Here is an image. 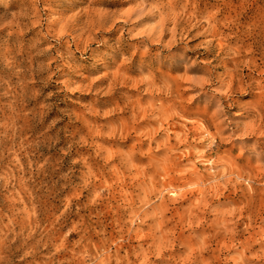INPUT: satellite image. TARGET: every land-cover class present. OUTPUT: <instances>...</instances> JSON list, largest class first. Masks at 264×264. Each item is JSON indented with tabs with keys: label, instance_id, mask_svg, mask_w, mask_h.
Returning a JSON list of instances; mask_svg holds the SVG:
<instances>
[{
	"label": "rangeland",
	"instance_id": "obj_1",
	"mask_svg": "<svg viewBox=\"0 0 264 264\" xmlns=\"http://www.w3.org/2000/svg\"><path fill=\"white\" fill-rule=\"evenodd\" d=\"M0 264H264V0H0Z\"/></svg>",
	"mask_w": 264,
	"mask_h": 264
},
{
	"label": "bare ground",
	"instance_id": "obj_2",
	"mask_svg": "<svg viewBox=\"0 0 264 264\" xmlns=\"http://www.w3.org/2000/svg\"><path fill=\"white\" fill-rule=\"evenodd\" d=\"M2 256V255H1Z\"/></svg>",
	"mask_w": 264,
	"mask_h": 264
}]
</instances>
